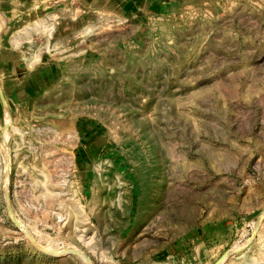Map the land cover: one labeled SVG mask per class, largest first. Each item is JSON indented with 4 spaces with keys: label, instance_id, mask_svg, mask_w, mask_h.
<instances>
[{
    "label": "rangeland",
    "instance_id": "1",
    "mask_svg": "<svg viewBox=\"0 0 264 264\" xmlns=\"http://www.w3.org/2000/svg\"><path fill=\"white\" fill-rule=\"evenodd\" d=\"M172 2L0 24V264H264V0Z\"/></svg>",
    "mask_w": 264,
    "mask_h": 264
},
{
    "label": "crops",
    "instance_id": "2",
    "mask_svg": "<svg viewBox=\"0 0 264 264\" xmlns=\"http://www.w3.org/2000/svg\"><path fill=\"white\" fill-rule=\"evenodd\" d=\"M36 3H41L43 9L55 7L58 13H63L69 10L74 13L80 10L83 13H113L127 18V20L144 18L148 14L162 11H169L172 0H0V24L6 29V17L9 18L14 12L20 13L27 12ZM24 10V11H23ZM5 13V15L3 14ZM82 16V15H81ZM81 21V18L79 19ZM5 35V34H4ZM3 35V36H4ZM2 41L5 39L2 37ZM4 44V43H3ZM2 53V50L0 51ZM21 52L20 56L25 53ZM26 55V54H25ZM30 57L29 55H27ZM26 57V59L28 58ZM40 58V57H39ZM37 56H33L31 61L37 60ZM10 69V63L0 61V130L8 123V118L12 119L11 115V101L15 100L20 102L27 91L33 94L31 86L21 85V81L5 80L2 84L1 77H6V70ZM3 72V74H2ZM20 80V77H18ZM15 81V82H13ZM11 95V96H10ZM7 113L9 115H7ZM7 120V121H6Z\"/></svg>",
    "mask_w": 264,
    "mask_h": 264
},
{
    "label": "bare ground",
    "instance_id": "3",
    "mask_svg": "<svg viewBox=\"0 0 264 264\" xmlns=\"http://www.w3.org/2000/svg\"><path fill=\"white\" fill-rule=\"evenodd\" d=\"M7 115H9L8 113H7ZM7 121V120H6ZM8 123L6 124V126L8 127L9 126V124H10V120H9V118H8V121H7ZM7 135V134H6Z\"/></svg>",
    "mask_w": 264,
    "mask_h": 264
}]
</instances>
